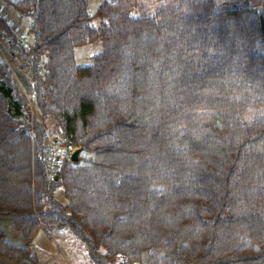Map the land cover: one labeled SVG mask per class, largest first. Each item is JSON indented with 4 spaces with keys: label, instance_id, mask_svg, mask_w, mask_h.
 Here are the masks:
<instances>
[{
    "label": "trees",
    "instance_id": "obj_1",
    "mask_svg": "<svg viewBox=\"0 0 264 264\" xmlns=\"http://www.w3.org/2000/svg\"><path fill=\"white\" fill-rule=\"evenodd\" d=\"M0 1L32 17L29 44L0 23L33 87L0 61V217L24 239L0 228V254L44 262L43 227L92 264H264V0H104L98 26L88 0Z\"/></svg>",
    "mask_w": 264,
    "mask_h": 264
},
{
    "label": "rangeland",
    "instance_id": "obj_2",
    "mask_svg": "<svg viewBox=\"0 0 264 264\" xmlns=\"http://www.w3.org/2000/svg\"><path fill=\"white\" fill-rule=\"evenodd\" d=\"M104 0H88V11L91 14V23L95 26L100 25L101 18L97 13L99 4ZM3 4V5H2ZM6 6L5 10H2L3 6ZM7 7H12L15 9L11 3L0 1V17L7 16ZM8 16L13 17L11 14ZM24 19L17 18L14 16V20L18 22L24 32V42L29 44L32 41V36L30 32L29 25L32 22L31 16H24ZM11 20V19H10ZM3 26L0 23V61L7 60L11 65L12 70L17 75L23 89L26 94L33 93L32 80L30 77L29 68L24 64L20 50L18 49L15 53L12 51V47L9 44V38L7 33L3 31ZM102 41L100 39L90 40L77 44L75 46V61L78 66H86L92 62V57L94 54L102 49ZM54 125H56V120L53 116L48 118V138L49 142L52 143L55 140L57 134L54 133ZM58 140V139H57ZM60 149V148H59ZM56 197L66 202L67 198L65 196L62 186H58L55 190ZM0 228L4 229L5 236L7 239L14 243L23 244L24 239L21 232L15 226L14 221L11 217H0ZM30 245L42 250L47 257L44 262L40 264H92L88 256L85 253V249L82 246H72L66 241L56 240L49 235V233L43 228L38 227L34 234L32 235ZM0 264H28L26 262H18L7 258L6 256L0 254ZM130 264H137V262H132Z\"/></svg>",
    "mask_w": 264,
    "mask_h": 264
},
{
    "label": "built area",
    "instance_id": "obj_3",
    "mask_svg": "<svg viewBox=\"0 0 264 264\" xmlns=\"http://www.w3.org/2000/svg\"><path fill=\"white\" fill-rule=\"evenodd\" d=\"M7 24H8L9 29L12 32L20 33L22 31L20 26L16 24L14 21L9 20ZM3 31L5 33H8L6 31V28L3 29ZM8 38H9L10 46L12 47V49L16 50L18 48L16 38L12 34L11 35L8 34ZM58 147L59 146L57 145V140H53L50 146L47 148V153H48L47 162L49 164V169L51 171L52 178L54 177L56 168L60 164V161H61V156H60ZM62 148L64 152L70 156L71 153L77 148V146L75 144H65L62 146Z\"/></svg>",
    "mask_w": 264,
    "mask_h": 264
},
{
    "label": "crops",
    "instance_id": "obj_4",
    "mask_svg": "<svg viewBox=\"0 0 264 264\" xmlns=\"http://www.w3.org/2000/svg\"><path fill=\"white\" fill-rule=\"evenodd\" d=\"M3 5V4H2ZM6 6L4 5L2 7V10L4 9L5 10ZM7 16H3L4 18L6 19H11V20H14V16H16L17 18H19V21L20 19H24L25 17L23 15H21L16 9H13L12 7H7ZM8 14H11L13 17L11 16H8ZM15 21V20H14ZM13 51V50H12ZM14 52V51H13ZM15 53V52H14Z\"/></svg>",
    "mask_w": 264,
    "mask_h": 264
},
{
    "label": "water",
    "instance_id": "obj_5",
    "mask_svg": "<svg viewBox=\"0 0 264 264\" xmlns=\"http://www.w3.org/2000/svg\"><path fill=\"white\" fill-rule=\"evenodd\" d=\"M79 153H80V148L78 147L71 153V156H70L71 160L77 161L79 159Z\"/></svg>",
    "mask_w": 264,
    "mask_h": 264
}]
</instances>
